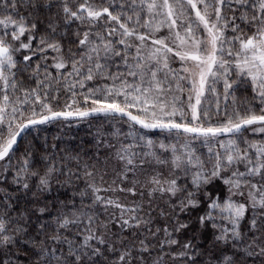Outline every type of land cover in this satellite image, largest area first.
<instances>
[{"label": "snow or ice", "instance_id": "1", "mask_svg": "<svg viewBox=\"0 0 264 264\" xmlns=\"http://www.w3.org/2000/svg\"><path fill=\"white\" fill-rule=\"evenodd\" d=\"M0 264H264V0H0Z\"/></svg>", "mask_w": 264, "mask_h": 264}, {"label": "trees", "instance_id": "2", "mask_svg": "<svg viewBox=\"0 0 264 264\" xmlns=\"http://www.w3.org/2000/svg\"><path fill=\"white\" fill-rule=\"evenodd\" d=\"M102 120L103 118L93 117L79 123L73 121L48 125L45 126L46 131L43 132V135L47 136L51 142L59 143L62 148L80 149L82 152L91 154L94 149V137L97 130L111 131V125L103 123ZM120 127L123 131H128L126 125ZM55 137L59 139L54 140Z\"/></svg>", "mask_w": 264, "mask_h": 264}, {"label": "rangeland", "instance_id": "3", "mask_svg": "<svg viewBox=\"0 0 264 264\" xmlns=\"http://www.w3.org/2000/svg\"><path fill=\"white\" fill-rule=\"evenodd\" d=\"M154 139H163V137L161 135H158V136H154L153 137ZM201 151H205L202 147L200 149Z\"/></svg>", "mask_w": 264, "mask_h": 264}, {"label": "water", "instance_id": "4", "mask_svg": "<svg viewBox=\"0 0 264 264\" xmlns=\"http://www.w3.org/2000/svg\"><path fill=\"white\" fill-rule=\"evenodd\" d=\"M90 118H93V117H90Z\"/></svg>", "mask_w": 264, "mask_h": 264}]
</instances>
